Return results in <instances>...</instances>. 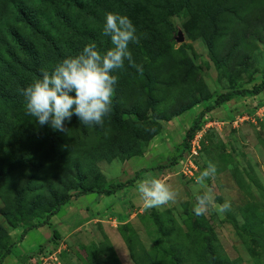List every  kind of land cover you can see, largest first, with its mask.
Wrapping results in <instances>:
<instances>
[{
    "label": "rangeland",
    "instance_id": "obj_1",
    "mask_svg": "<svg viewBox=\"0 0 264 264\" xmlns=\"http://www.w3.org/2000/svg\"><path fill=\"white\" fill-rule=\"evenodd\" d=\"M168 1L27 0L42 32L12 22L29 37L42 74L86 44L102 53L112 47L102 35L106 14L125 15L140 37L129 49L143 71L126 60L113 73L119 123L113 110L103 126H86L73 115L62 132L27 113L22 93L41 78L36 62L23 70L11 66L6 93L18 97L8 107L0 98V256L9 248L0 264H264V90L217 104L183 149L187 129L206 105L264 77V0L199 1L192 9ZM213 13L226 26L211 52L201 31H209ZM9 14H17L14 6ZM208 161L217 169L209 189L217 205L230 200L231 211L197 216L192 186ZM146 173L178 189L177 202L145 210L136 184ZM136 174L133 185L114 194L72 198L49 214L79 186ZM48 214V224L32 228Z\"/></svg>",
    "mask_w": 264,
    "mask_h": 264
},
{
    "label": "clouds",
    "instance_id": "obj_2",
    "mask_svg": "<svg viewBox=\"0 0 264 264\" xmlns=\"http://www.w3.org/2000/svg\"><path fill=\"white\" fill-rule=\"evenodd\" d=\"M102 35L110 37L112 47L102 53L95 43L86 44L79 54L64 58L51 72L42 69L41 78L23 89L27 113L35 117L39 125L48 124L54 131L63 132L66 131L65 121L75 115L86 126H103L105 117L112 111L118 82L113 73L123 69L126 60L142 73V66L134 62L129 49L130 44L140 43V37L127 16L107 13ZM216 171V165L208 161L195 177L192 191L197 216L210 209L220 213L231 211V201L225 199L217 205L216 196L209 189L207 182ZM136 191L145 210L174 204L180 196L179 190L166 179L152 173H146L138 181Z\"/></svg>",
    "mask_w": 264,
    "mask_h": 264
},
{
    "label": "trees",
    "instance_id": "obj_3",
    "mask_svg": "<svg viewBox=\"0 0 264 264\" xmlns=\"http://www.w3.org/2000/svg\"><path fill=\"white\" fill-rule=\"evenodd\" d=\"M3 2V0H1ZM12 1V0H11ZM174 0H169L167 3L170 4ZM175 7L179 8L182 4H185L188 6V9H192L193 5L199 1H203L208 4L210 0H175ZM225 2L226 0H222ZM240 1V0H239ZM27 0H14L12 1V4L8 5L7 3L0 6V53L2 52L1 55V61L3 62L2 68H0V98H1V103L5 106L8 107L10 104L14 103L15 99H17L18 96L15 94H7L6 92L8 91V86L10 85L11 81L8 80V75L10 72V68L13 65H16L18 69H29L35 62L36 66L34 70V74L38 75V77H41L42 74L37 72V70L41 69L42 65V60L37 56L36 53L29 47V37L26 35V33L23 31V28L20 27H15L12 25L13 21L20 22L21 25L26 26V27H32L35 29V31H41L42 25L39 23L34 22V19L32 18L31 15V10L27 8ZM15 3V5H14ZM172 4H170L171 6ZM16 8L17 14H9V11L11 9ZM221 13L218 17L217 14L213 13L209 17V31H207L205 28L202 29L201 34L205 36L207 39V43L209 46V50L211 52L215 51L216 46L214 47L215 43L214 41L217 40V38L221 35L220 30L225 28V26H221ZM163 31H161V34L159 37H163V34L165 33V30L167 28V25L164 24L162 27ZM261 28L264 31V21L261 22ZM44 33V30H43ZM92 35V34H91ZM90 35V39H93L97 43V34H93V37ZM45 36V35H44ZM88 37V35L86 34ZM89 39V38H88ZM106 47V44H105ZM111 47V46H110ZM109 48L106 47V49ZM16 53H19L23 58L18 57ZM7 55L9 57V60L5 58L4 55ZM17 56H16V55ZM41 64V65H40ZM18 69H12V74L16 76H21V73L19 74ZM44 69V67H43ZM184 71H188V65L184 64L183 65ZM19 77L18 80L21 81V78ZM23 78V77H22ZM26 83V81H25ZM12 89H14V86H11ZM262 90H264V77L262 80L254 84L250 89L248 88H237V89H232L230 91H227L225 93H221L218 95V97L215 99V101L211 105H206L204 109H202L199 114L196 116V118L192 121L190 127L187 129L185 133V138L183 141V149L187 148L189 140L193 137L194 133L199 129L200 127V122L202 120V117L212 109L216 107L217 104H220L224 101H227L231 95H246L248 94H258ZM113 108L112 110L114 111L113 113V119L119 123L120 120L116 116V106L113 102ZM132 114H134V110L131 111ZM177 159L173 157L172 162L175 163ZM164 166H159L157 169L161 170ZM147 170V169H146ZM137 177V174L134 175L132 178L127 179L126 181H117V182H110L107 184L99 185V186H89V187H84V186H79L76 190V192H73L72 194L68 195H63L61 196L58 200H56L53 210L49 213L50 215H54L58 209L67 203L69 200L72 198H77L79 196H84V195H89V194H97V195H111L116 193L117 191H120L124 189L125 187H128L130 185H133ZM47 215L46 218L33 225L32 228L43 226L48 224V221L50 219V215ZM24 233V231H23ZM53 235L58 238L59 233L57 230H53ZM9 253V248H7L0 256V263L2 259L8 255Z\"/></svg>",
    "mask_w": 264,
    "mask_h": 264
},
{
    "label": "built area",
    "instance_id": "obj_4",
    "mask_svg": "<svg viewBox=\"0 0 264 264\" xmlns=\"http://www.w3.org/2000/svg\"><path fill=\"white\" fill-rule=\"evenodd\" d=\"M200 138V134L199 133H197L195 136H194V138L192 139V141H191V147H192V151L193 150H195L194 148H195V145H197V141H198V139Z\"/></svg>",
    "mask_w": 264,
    "mask_h": 264
}]
</instances>
